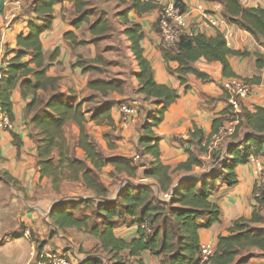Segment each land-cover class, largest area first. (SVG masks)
Here are the masks:
<instances>
[{"label":"trees","instance_id":"trees-1","mask_svg":"<svg viewBox=\"0 0 264 264\" xmlns=\"http://www.w3.org/2000/svg\"><path fill=\"white\" fill-rule=\"evenodd\" d=\"M61 1L63 0H34V13L39 20L44 19V22L41 26L30 23V33L18 36L17 49L12 51L14 56L9 60L3 84L1 106L13 119L11 98L14 91L19 88L23 99L31 97L24 112L29 135L37 145L41 175L52 181L55 190L60 191L64 182L81 183L93 195L108 198L109 190L101 179L104 167L114 168L110 173L112 178L121 174L135 178L141 166L136 165L133 158L106 157L86 128L89 119L85 115V100L73 102V95L59 91V79L48 75L57 51L47 59L41 36L52 30L53 9ZM65 1L74 3L75 18L72 25L75 28L88 25V30L94 37L90 42L83 41L81 44H96L101 36L112 29L110 13L107 10L92 7L88 0ZM113 1L120 6H126L125 10L119 12L118 18L127 25L124 34L131 42V51L139 67V72L136 73L140 85L138 93L144 95L145 102L153 101L158 106L162 105L155 117L151 116V122L146 124V137L141 139L138 153L154 159L153 162L146 161L148 167L145 170V178L156 180L161 191L168 194L173 179L170 168L160 160L158 138L152 128L163 121L164 113L177 100L178 94L168 86L156 82L152 65L144 55L142 47L143 27L129 19L132 11L142 15L158 9L160 4L142 0ZM173 1L182 11H186V2L190 0ZM203 1L221 3L224 6L223 16L227 20L251 33L264 45L263 7L247 8L242 5L241 0ZM163 53L167 62L179 63L175 72L183 84L187 83L189 73H196L203 79L207 77L193 68L194 63L201 59L220 62L223 65V74L226 77H235L230 58L246 54L231 49L220 33L214 37L204 34L184 36L176 48H164ZM88 70L94 71L93 68H86L85 71ZM246 81L253 83V79ZM88 87L94 92L89 101H94L96 97H108L115 92L124 93L122 86L115 80H91ZM50 93L52 95L48 98ZM112 105L95 109L90 120L99 125L113 126ZM240 119L237 133L231 138L233 144L227 147L230 157L228 159H225L227 154L223 157V149L209 152L202 147L201 142L205 137L195 130V135H199L201 151L211 156L212 171L204 177L194 175L184 180L171 201H163L149 186L128 187L113 203H100L93 199L80 202L86 206H94L92 214L98 218L94 225L90 224L91 219L87 215L77 216L78 209L74 203H69L72 205L71 209L68 208L69 204L57 205L51 213L53 224L65 233L67 229H76L93 236L100 244L98 252L95 253H102V257L108 261L107 264H145L144 253L160 258V264H200V231L221 222V209L212 200L218 181L226 183L229 187L235 186L238 182L235 169L239 165L247 164L253 155L264 157V108H259L256 112L244 110ZM225 121V118L215 120L214 133ZM70 124L76 125L79 130L75 143L66 135L67 126ZM241 129L246 134L243 141L239 136ZM78 150L84 152V158L79 156ZM197 157L191 154L188 162L180 165L179 170L191 172L193 167H202L203 164ZM221 168L223 171L219 172ZM256 192L255 189L257 206L251 219L241 218L235 221L229 228L230 234L219 237L214 255L208 264H235L237 261L241 264L247 261L244 258L238 259L242 253L252 248L264 251V230L251 228V225L263 223L264 192L258 197ZM126 218H130L131 222H126ZM128 223L137 226V236L130 240L118 237L115 229ZM103 258L85 260L81 264H104Z\"/></svg>","mask_w":264,"mask_h":264},{"label":"crops","instance_id":"crops-1","mask_svg":"<svg viewBox=\"0 0 264 264\" xmlns=\"http://www.w3.org/2000/svg\"><path fill=\"white\" fill-rule=\"evenodd\" d=\"M30 1L32 3L33 0ZM126 1L131 2V0ZM142 1L160 4L164 0ZM112 2L116 1L112 0ZM241 3L247 8L259 6L264 8V0H241ZM25 4L26 0L22 7H12L13 11L9 16L4 7V0H0V59L10 60L14 56L12 51L17 49L18 36L30 33V23L34 22L31 16H37L33 12L34 9L30 7L31 4L27 7ZM186 4L191 12V15L186 18L188 33L194 36L197 34L216 36L217 30L204 23L197 7L203 5L206 9L214 10L217 9V2L190 0ZM159 15L158 9L142 15L132 11L129 19L143 27L142 47L144 55L152 65L156 82L168 86L178 94L177 100L164 113L163 121L152 128L158 138L160 160L171 171L173 184L170 191H172L184 180L194 175L204 177L212 171L211 156L201 151L199 135H195V130L201 132L203 137H209L214 133L215 120L226 119L227 95L222 85L227 79H253L252 95L240 102L242 112L244 110L256 112L257 109L264 108V45L259 43L251 33L228 20L224 29L233 34V38L227 42L228 46L233 50L246 53L244 56L230 58L231 69L236 76L226 77L220 62H208L201 59L194 63L193 68L207 77L203 79L196 73H189L187 83L183 84L175 72L179 63L165 60L164 47L158 27L155 26ZM52 17V30L41 36L47 59L57 51L48 75L59 79L61 93L74 95L79 100L93 95L94 92L88 84L95 79V76L93 71H85L82 63L95 58L96 48L93 45L81 44L85 41L81 33L82 27L75 28L72 25L75 18L74 3L61 1L54 6ZM38 22L43 25L44 19ZM138 72L139 69L136 73ZM112 94L118 95L117 92ZM11 100L12 120L17 127L14 132L0 130V264H44L43 255L53 250L66 253L71 257L72 264H81L90 255L100 258V254H89L98 245L96 239L76 229H67L65 233L55 227L51 218L53 204L56 201L77 197L76 193H68L72 186L75 185L77 190H85L86 196L93 193L87 191L81 183L64 182L57 194L52 181L41 175L37 145L29 135L28 121L24 112L31 97L23 99L18 88L14 91ZM137 102L142 107L138 109L139 116L134 123L125 127L120 122V106L112 105L113 126L99 125L91 121L90 118L94 112L84 109L89 119V134L99 144L106 157L124 156L132 159L138 153L140 141L146 137L145 126L151 122V116L154 118L162 105L153 104V101L145 102L142 94ZM243 132L244 130L241 129L239 133L242 141L246 137ZM231 144H233L232 139L220 145L224 158L228 151L227 147ZM78 154L82 158L85 156L82 150H79ZM191 154L198 156L203 166L193 167L191 172L179 170V166L187 163ZM228 158L230 157L227 154L225 159ZM147 160L154 161L149 155ZM113 171L112 166H106L101 171V179L109 190L110 197L116 196L121 184L117 178L123 181L130 179L137 184H157L161 191L159 183L154 179H146L144 183H141V180L145 179V170L142 168L138 169L135 178H129L125 174L112 178L110 173ZM235 173L238 181L235 186L229 187L226 183L218 181L212 200L221 209V222L200 231L201 245L211 244L216 248L219 237L228 236L229 228L235 221L241 218L251 219L253 215L254 208L257 206L254 196L256 175L253 165L250 163L239 165ZM158 188L153 190L160 198L163 192L161 191L159 196ZM26 226L32 231V240L22 236L23 228ZM115 234L130 240L137 236V226L130 223L123 224L115 229ZM34 245L38 247L37 257L32 256ZM254 253H257L256 257L241 264H264V252L260 253L258 249ZM103 260L104 264L108 263L106 259ZM143 260L145 264L161 263L160 258L149 253L143 254ZM235 264L240 263L237 261Z\"/></svg>","mask_w":264,"mask_h":264},{"label":"built area","instance_id":"built-area-1","mask_svg":"<svg viewBox=\"0 0 264 264\" xmlns=\"http://www.w3.org/2000/svg\"><path fill=\"white\" fill-rule=\"evenodd\" d=\"M24 0H4V7L7 10V14L10 16L13 8H20L23 6ZM187 5V4H186ZM160 15L157 20L158 31L161 38V42L164 48L174 49L176 48L180 39L184 36H193V34L188 33L186 18L191 15L189 7L187 5L186 11H182L181 8L177 7L173 0H164L160 3ZM197 10L201 14L204 23L222 34L227 42L233 38V34L230 31L224 29L228 20L223 16L224 6L217 2V9L210 10L206 9L203 5L197 7ZM9 65V60L0 59V130L14 132L16 129V124L9 117V115L2 110V90L3 84L6 77L7 68ZM223 91L227 95V113L226 121L219 129L211 134L209 137H205L201 142L202 147L206 148L209 152L218 149L222 143L230 141L231 138L237 133L238 127L240 125L241 119L240 115L242 113L240 102L249 98L253 93V85L244 79L240 78H230L227 79L223 85ZM121 113V124L122 126H129L134 123L139 116V111L132 107L131 105L124 104L120 106ZM224 157V156H223ZM134 162L141 166L140 168L146 170L147 155H141L137 153L133 157ZM250 164L253 165L254 173L256 175V196H260L264 192V157L251 156L249 158ZM145 179L141 180L144 183ZM161 194L160 198L163 201H171L175 194L172 193ZM146 224L144 228H146ZM23 237L32 240V231L26 226L23 228ZM215 252V248L211 244H202L200 246V264H208ZM33 257L38 256V247L34 245ZM44 264H72L70 256L66 253L53 250L49 253L43 255Z\"/></svg>","mask_w":264,"mask_h":264},{"label":"rangeland","instance_id":"rangeland-1","mask_svg":"<svg viewBox=\"0 0 264 264\" xmlns=\"http://www.w3.org/2000/svg\"><path fill=\"white\" fill-rule=\"evenodd\" d=\"M33 2L34 0L32 1V3L30 0H26L25 7L31 4L30 7L34 9ZM88 2L92 7H96L99 10L105 9L110 13L112 29L104 36H101L98 39L99 41L96 44H85V45L95 46L96 51H95V58L91 60L90 59L85 60L82 63L83 65L82 67L84 69L93 68L94 70L93 74L95 76L94 80H105V81L115 80L117 81L122 86L124 93H117L118 94L116 95L117 97L111 93L108 97H96L94 101H89L90 100L89 98H91L92 95H89L81 100H79L76 96L73 95L75 99L72 101L75 103H79L80 101L85 100L83 101V102H86L84 104V109L93 111L94 113H95V109H98L100 106H105L108 104H113L114 106H118V107L124 104H128L138 110L142 108L140 103L137 102L138 97L140 96V94L138 93L140 85L136 78V72L139 69V67L134 57V54L131 51V42L124 34V30L127 27V25L118 18L119 12L125 10L126 6H120L116 2H112V0H88ZM160 8L161 6L158 7L159 11H160ZM31 15L32 14L30 13V16ZM31 17L34 19V23L41 26L38 22L39 21L38 16L37 17L31 16ZM93 20L94 18H92V21ZM155 26L158 27L157 22L155 23ZM88 31H89L88 25H83L81 29V33L83 37L85 38L84 39L85 41L86 40L91 41L92 39H94V37ZM90 41H86V42H90ZM51 95H52L51 93L48 94L47 95L48 98H50ZM152 103L155 104L154 102ZM145 114L147 118L148 117L147 111L145 112ZM90 115L91 113L89 114V116ZM88 123H89V120H88ZM88 123L86 127L87 130H88ZM102 125H105V124H102ZM66 135L68 138L71 139L72 143H75L79 135V130L76 127V125L74 124L68 125ZM78 153H79V150H78ZM222 171L223 169L221 168L219 172H222ZM118 179H121V178H118ZM122 181L123 180H121V182ZM56 192L57 194H59V191L56 190ZM65 192L67 194L66 190ZM69 192L76 193L77 197L79 196L84 197L87 195L85 190L75 189V185L72 186L68 190V193ZM89 196L95 197V195H89ZM81 201L82 200H75V201L67 202L64 204H66L65 206H67V204L69 203H74V205H76V208L78 209V212L76 213L77 216L84 217L87 215L88 218L91 219L90 224L94 225L96 222H98V218L92 214V212L94 211V206L83 205L80 203ZM71 207L72 205L69 204L68 208L71 209ZM262 216H263V223L257 224V225H251V228L256 229V230L257 229L264 230V210L262 211ZM125 220L126 222H131L130 218H126ZM22 236H23V231H22ZM96 241L98 245L97 247L91 250L90 253L92 254H96L100 247V244L97 239ZM256 250L258 249H250L242 253L238 259L241 260L244 258V260H250V258L257 256V253H254L256 252ZM259 251L260 253L264 252L263 250H259ZM98 254H100V258H103L102 253H98ZM97 258L98 257L94 259H97Z\"/></svg>","mask_w":264,"mask_h":264},{"label":"water","instance_id":"water-1","mask_svg":"<svg viewBox=\"0 0 264 264\" xmlns=\"http://www.w3.org/2000/svg\"><path fill=\"white\" fill-rule=\"evenodd\" d=\"M142 186H149V187H152V188H158L157 184H137L135 183L134 181L130 180V179H125L124 181L121 182V184L119 185V188H118V191H117V194L115 197H108V198H100V197H89V196H84V197H68V198H65V199H62V200H58L56 201L54 204H53V208L52 210L57 206V205H60V204H64V203H67V202H71V201H75V200H85V199H93L94 201L96 202H100V203H113L115 202L120 196L121 194L128 188V187H133V188H141ZM178 188V187H177ZM177 188L173 189V194L176 193L177 191ZM160 189L158 188V195L160 196ZM97 256L95 255H90L87 257V260H90V259H94L96 258Z\"/></svg>","mask_w":264,"mask_h":264}]
</instances>
